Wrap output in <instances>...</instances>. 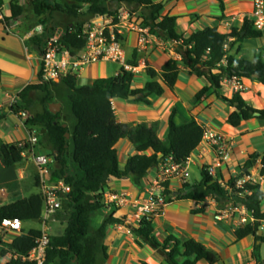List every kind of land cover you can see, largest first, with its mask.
<instances>
[{"label":"trees","instance_id":"1","mask_svg":"<svg viewBox=\"0 0 264 264\" xmlns=\"http://www.w3.org/2000/svg\"><path fill=\"white\" fill-rule=\"evenodd\" d=\"M4 1L0 0V5H3ZM220 2L224 12L225 6L221 0ZM31 5L33 13L39 19V25L45 27L42 36L32 39V43L38 45L40 50L49 36H54L51 25L55 14L62 13L70 19V23L60 36V43L72 56L79 58L86 46V39L82 35L84 27L97 16L116 17L122 6H125L131 16L137 15L141 26L150 29V34L178 46L180 62L169 60L160 74L148 69L149 82L141 88L134 89V73L122 69L117 76L97 78L88 86H78L76 78L69 75L58 85H32L19 95L25 103H28V95L35 91L45 92L50 103H61L63 99H67L70 111L76 119L71 129L67 124V116L63 115L62 111L56 115L51 114L47 104L43 114L29 117L27 122L28 126L41 130L39 148L44 150L41 153L56 161L52 181H62L72 190L63 202V211L57 215L59 222L66 223L65 233L57 237L51 236L45 264H103L108 260V249L104 244L107 227L124 223V220H116L110 215L100 228L93 229L92 218L105 209L109 180L130 178L138 186L164 161L171 159L175 164H185L199 148L204 136V127L195 120L178 125L174 121L173 112L168 122L169 146H166L158 135L157 125L142 123L130 127L119 124L112 100L136 97V102L149 105V97H161L165 94L164 86L174 88L182 72L181 67L200 78L205 77L210 84L196 96V101L201 100L210 89L221 97V81L227 75L264 85V57L247 61L228 56L224 51L225 41L229 37L243 43L259 39L263 35L255 31L252 23L245 18L241 28L232 29L230 34L221 33L218 27H207L184 37L177 33L178 18L163 15L164 5L156 0H31ZM85 8L87 10L83 12ZM10 11L12 19H17L24 14L25 9L19 5V0H11ZM223 19L224 17L217 20L222 22ZM129 65L136 67L134 62ZM157 78H161L164 85L160 84ZM222 98L234 109L227 118L229 125L239 128L253 119L264 123V110L250 107L243 100L242 94L235 93L231 99ZM23 109L20 107L17 111ZM67 134L70 135L69 138ZM124 140L130 141L137 154L129 158L125 167L121 168L116 147ZM25 149L19 147L18 143L6 144L0 139V165L11 167L23 162ZM256 159L257 155L250 156L245 169H250ZM201 177L199 184L186 185L176 192V200L193 201L196 205H201L211 198L218 204L244 206L260 223L253 227L239 228L235 233L237 239L255 236L258 241L264 243V236L257 237L258 227L264 222V192L259 184L248 182L237 189L236 181L231 178L222 186L211 177L208 167L202 169ZM36 185L40 187L38 177ZM89 196L91 201H88ZM201 211L197 209L193 213ZM42 213L43 199L40 193L7 206H0V230L5 220L33 222L39 219ZM152 220L144 219L130 229L137 237L138 245L144 244L158 250L166 264H217L218 255L197 241L185 243L170 236L161 243L155 235ZM41 236L42 230L32 229L14 237L11 244L3 242L0 238V245L5 248L2 256L5 257L8 251L15 252L20 257L28 255ZM0 264L35 263L16 259Z\"/></svg>","mask_w":264,"mask_h":264},{"label":"crops","instance_id":"2","mask_svg":"<svg viewBox=\"0 0 264 264\" xmlns=\"http://www.w3.org/2000/svg\"><path fill=\"white\" fill-rule=\"evenodd\" d=\"M10 1H4L6 20L0 23V71L2 72V80L0 81V139L6 144L25 142L28 139V133L17 111L18 108H24L22 111L32 117L43 114L46 105L50 103L46 99V95L41 101L42 105L40 104L38 92L43 91H35L28 95V103L19 98L25 89L36 85L42 70L41 50L38 45L32 43V39L35 36H42L43 33H39V28L43 25H39V19L33 13L31 0H19V5L24 7L25 12L19 18L12 19ZM156 1L164 5L163 15L178 18L177 33L184 37L207 27L221 28L222 25H225L227 31L228 29H239L242 26L241 19H235L240 13L238 11L229 12L225 0H221L225 6L224 12L220 0ZM86 10L85 8L83 12ZM119 13L129 12L125 6H122ZM223 17L222 22L217 20ZM69 23L70 19L66 15L55 14L51 25L54 36L49 37L60 38ZM122 24L121 40L125 51V63L133 68L134 89L141 88L149 82L148 69L160 74L163 66L169 60L180 62L181 58L177 52V45L152 34L147 38L146 43L141 41L142 32L140 29L144 27L141 26V21L138 20L137 15H130V18L125 19ZM71 26L72 24L69 27ZM247 55L248 52H244L240 42H235V45L232 44L228 53V56L247 61H252L257 57L255 52L250 58H247ZM131 62L136 63V67L129 65ZM107 64L115 65V67L107 66ZM181 68L182 72L174 88L169 89L164 86L165 94L161 97L156 95L149 97V105L136 102V97H130L127 100L113 99L112 107L119 124L130 127L142 123L157 125L160 139L166 146H169L168 122L171 114L175 112L174 121L178 125L195 120L204 129L212 130L214 133L224 136L230 144L229 159L216 169V176L213 179L225 186L231 178L237 181L244 177H251L252 182L258 183L264 192V123L253 119L243 123L239 128L229 125L227 118L234 112V109L222 97L231 99L235 93L229 88L221 86V97H218L214 90L210 89L201 100L196 101V96L210 84L205 77L200 78L190 73L188 69ZM107 70L110 71V75H107ZM121 70V64H91L80 74H77L76 82L80 87L88 86L97 78L104 79L117 76ZM157 81L164 85L161 78H157ZM244 84L247 91L242 94L243 100L254 109L264 110V85L251 80H247ZM254 85L257 86V90L253 91ZM55 103L60 104V102ZM116 148L121 168L125 167L129 158L137 154L135 147L128 140L122 141ZM37 151L44 152L39 147ZM213 152V149L205 143H201L188 160L189 173L191 169L198 168L202 175L204 167L214 168L218 163V157ZM147 154L150 155V153ZM253 155H257V159L253 166L246 170L245 166L250 156ZM23 158V162L15 166L3 167L0 165L1 207L23 200L27 169L31 166H34V183L36 185L37 166L30 156ZM158 173H160L159 168L151 171L138 186L130 178L109 180L105 194V209L92 218L93 229L100 228L110 215H113L116 220H124V223L112 224L107 227L104 244L108 249V260L103 264H141L142 262L166 264L164 257L158 250L144 244L138 245L137 237L130 229L131 226L138 225V219L135 217L136 210L131 204L142 203L152 183L158 179ZM201 181L202 177L197 184ZM188 185L194 186L190 184L189 180ZM38 189L36 194L41 191L40 187ZM172 189L178 190L179 188L177 185H173ZM110 194H116L119 198L125 199L127 204L123 207L110 204L108 202ZM226 206L228 205L218 204L211 198L201 205H196L193 201L174 200L164 208L163 212L153 217L155 235L161 243H164L170 236L185 243L191 240L202 243L208 250L218 255L217 264H264V243L258 241L255 236L237 239L235 233L241 228L239 227L238 216L234 219L216 221L215 217L218 210ZM197 209L202 211L194 214L193 211ZM57 222L60 223L58 220L54 223ZM260 229H262V236H264V222L258 227L257 237H262L258 236ZM19 235L16 232L0 230V238L3 242H6V238L14 239ZM3 250L5 248L0 245V262L7 263L10 261L9 252L3 257ZM198 264L207 263L200 262Z\"/></svg>","mask_w":264,"mask_h":264},{"label":"built area","instance_id":"3","mask_svg":"<svg viewBox=\"0 0 264 264\" xmlns=\"http://www.w3.org/2000/svg\"><path fill=\"white\" fill-rule=\"evenodd\" d=\"M239 15L241 16L242 24L245 18H247L252 23L254 30L262 33L264 36V0H251L249 11ZM129 18V13H119L113 18L97 16L92 19L82 31V35L86 39V46L79 58L72 56L68 49L60 43L59 38L49 37L41 49L42 70L39 73L36 85H49L50 87L58 85L63 78L69 75L76 78L77 74H80L87 66L96 63L121 64L123 70L132 72L133 68L125 63V51L121 40L122 23L125 19ZM5 20L4 7L0 5V23L5 22ZM43 30L44 26H40L39 33L42 34ZM149 30L148 28L140 29V32H142L141 41L144 43L151 36ZM235 42L236 40L230 37L225 41L224 51L227 55L231 50L232 44H235ZM223 64H226L225 61ZM247 80L238 76L227 75L221 81V86L229 88L234 93L243 94L247 91V87L244 84ZM19 116L28 133V139L25 142H18V146L23 149L26 148L23 157L30 156L37 166L41 189L40 194L43 199V213L39 220L43 231L42 236L36 240L35 246L28 255L20 257L15 252H8L10 261L20 259L22 262L45 264L51 239V235L48 234V224L54 223L57 220V215L63 211V202L72 190L69 185L62 181H52V172L56 166V161L45 153L37 151L41 141L40 128L27 125L29 116L25 111H20ZM202 143L213 149V153L218 157L216 166L208 168V172L213 178L216 176V169L229 159L230 144L224 136L208 129H204ZM187 163L188 161L185 164H175L169 159L160 164L158 179L152 183L142 203L131 204L136 210L135 217L138 219V224L144 219H153V217L163 212L169 203L176 200L175 193L188 185L190 173ZM250 178L244 177L241 180H237L236 188L240 189L245 183L252 182ZM173 185H177L179 189H172ZM108 202L114 204L116 207H123L127 204L125 199L119 198L116 194H110ZM236 216L239 217V227H253L260 223L246 207L234 205H228L218 210L215 219L216 221H223L234 219ZM1 230L22 234V223L19 219L5 220L2 223Z\"/></svg>","mask_w":264,"mask_h":264},{"label":"rangeland","instance_id":"4","mask_svg":"<svg viewBox=\"0 0 264 264\" xmlns=\"http://www.w3.org/2000/svg\"><path fill=\"white\" fill-rule=\"evenodd\" d=\"M226 2V6L227 8H229V12L232 11H238L240 14L241 13H246L247 11H249L250 7H251V0H225ZM235 19L240 20L241 16L237 15L235 17ZM226 27L225 25H222L221 28H219V31L223 34H230L232 29H228L226 31ZM242 44L243 50L244 52H248L247 58L252 57V54L255 52L257 57L260 56H264V36H262L260 39H254V40H249V41H245V42H240ZM235 45V44H234ZM112 64H107V66H111ZM106 66V65H105ZM113 67H115V65H112ZM110 71H106L107 75H110L109 73ZM254 90H257V86L254 85ZM39 95V101L40 104L42 105V99L46 96L45 93L43 92H38ZM54 103H49L48 107L50 108L51 105H53ZM61 105V111L63 113V115L67 116L68 121L67 124L70 126L71 129H73L74 124H75V117L72 115V112L70 111L69 108V103L67 99H63L60 103ZM60 111V112H61ZM70 153H72V145L70 148ZM34 166H31L29 169H27V181L25 182V190H24V198L23 199H27L29 197H31L32 195L36 194L39 189L38 187L35 185V181H34V175H35V170L33 168ZM201 180V171L198 168L195 169H191L190 175H189V181L191 185H195L197 184L199 181ZM91 197H88V201H91ZM264 210V207H263ZM23 229L24 231H28L30 229H40L42 230V224L39 223H35V222H25L22 223ZM48 234L51 236H61L65 233V229H66V223L65 222H60V223H49L48 224ZM14 234V233H13ZM13 241L12 238H6V243L11 244Z\"/></svg>","mask_w":264,"mask_h":264},{"label":"water","instance_id":"5","mask_svg":"<svg viewBox=\"0 0 264 264\" xmlns=\"http://www.w3.org/2000/svg\"><path fill=\"white\" fill-rule=\"evenodd\" d=\"M38 49V48H37ZM131 98H135V97H131ZM49 109V112L51 113V114H53V115H56V114H58L60 111H61V105L59 104V103H55V104H53V105H51L50 106V108H48ZM256 115H258V114H256ZM64 127H66V125H64ZM44 133V132H43ZM67 137L69 138L70 137V135L69 134H67ZM33 222H35V223H39L40 222V220L39 219H35V220H33ZM262 229H260L259 230V234H258V236H262Z\"/></svg>","mask_w":264,"mask_h":264}]
</instances>
